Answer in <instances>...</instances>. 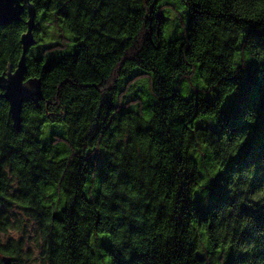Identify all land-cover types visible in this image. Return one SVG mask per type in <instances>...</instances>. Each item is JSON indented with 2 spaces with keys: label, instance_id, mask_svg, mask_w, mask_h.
Instances as JSON below:
<instances>
[{
  "label": "trees",
  "instance_id": "trees-1",
  "mask_svg": "<svg viewBox=\"0 0 264 264\" xmlns=\"http://www.w3.org/2000/svg\"><path fill=\"white\" fill-rule=\"evenodd\" d=\"M162 2L30 0L37 44L44 28L75 38L67 55L29 51L43 95L20 131L0 99V264L32 263L23 238L1 242L25 229L13 210L35 223L42 264H264V142L247 141L264 127V0ZM174 8L189 24L166 41ZM27 22L0 26V75ZM147 78L148 99L127 98ZM46 126L67 158L50 159Z\"/></svg>",
  "mask_w": 264,
  "mask_h": 264
},
{
  "label": "rangeland",
  "instance_id": "rangeland-1",
  "mask_svg": "<svg viewBox=\"0 0 264 264\" xmlns=\"http://www.w3.org/2000/svg\"><path fill=\"white\" fill-rule=\"evenodd\" d=\"M176 0H163L162 5L165 6H174ZM174 10L179 14L176 17L174 13L167 14L165 11H162L161 15L164 16L167 19V24L164 30V39L166 41H170L175 39L178 35H181L185 33L188 24H189V16L186 12L185 8H174ZM64 26V25H63ZM65 30V29H64ZM41 41L36 44L34 47L30 50V56L39 57L40 54L45 50L48 49L54 45H63L66 47L61 52H58V57L62 55H67L71 52V47L68 42L69 40H74V36L70 34L69 32L66 34V38L62 40V37H60L59 33L54 28H48L41 32ZM188 86L191 87V89H204L207 90V86L204 83L203 80L195 79L191 83H188ZM152 83L151 79L147 78L144 81L138 82L134 88L128 93L127 98L129 99H141L143 101H146L149 97V94L151 92ZM187 87H185L186 89ZM209 98L213 99V95L207 94ZM185 98H188L189 95H187V92L183 95ZM126 99H123L122 101H125ZM260 120L255 122L253 125L258 127L260 125ZM52 126H46L43 131L42 136V143L44 147L48 148L49 151V157L53 161H59L62 159H65L69 156L70 152L68 149L64 147H57L54 150L48 147V143L52 139ZM247 141L252 145H256L258 141H261V143L264 142V127L260 134H258L256 131H252L247 136ZM13 213L20 219L23 220L25 229L23 232L17 233V232H11L8 235H2L1 236V242L2 244H6L9 242V240H18L23 238L25 242L24 247V255L23 259L25 261L30 260L31 264H42V262L39 261V258L42 253V240L38 235L36 225L33 221H31L29 218L23 216L20 212L13 210Z\"/></svg>",
  "mask_w": 264,
  "mask_h": 264
},
{
  "label": "water",
  "instance_id": "water-1",
  "mask_svg": "<svg viewBox=\"0 0 264 264\" xmlns=\"http://www.w3.org/2000/svg\"><path fill=\"white\" fill-rule=\"evenodd\" d=\"M27 12V32L21 38L22 56L15 71L0 75V99L9 104V115L13 127L21 130L23 105L26 100L39 103L42 99V81L37 78L26 80L28 74L27 55L37 44L34 36L37 12L30 0H0V26H9L22 21L23 14ZM4 264H12L10 257H3Z\"/></svg>",
  "mask_w": 264,
  "mask_h": 264
}]
</instances>
